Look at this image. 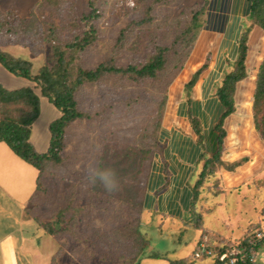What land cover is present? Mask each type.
Returning <instances> with one entry per match:
<instances>
[{
	"label": "trees",
	"instance_id": "16d2710c",
	"mask_svg": "<svg viewBox=\"0 0 264 264\" xmlns=\"http://www.w3.org/2000/svg\"><path fill=\"white\" fill-rule=\"evenodd\" d=\"M119 1L84 0L80 9L75 0H39L28 17L0 9V43L10 40L16 49H21L35 42L37 51L46 56L45 61L36 66L30 60L13 57L0 50V67L35 86L33 89L27 87L13 91L0 86V143L37 171L36 190L30 203L42 191L41 179L44 175L59 176L61 182L64 181V157L71 131L91 126L97 117H101L100 113L93 114L81 109V106L97 94L96 89H114L112 100L101 110L106 114L104 120L107 124L102 126L104 131H101L99 147L98 141L91 139L94 141V158L90 162L94 167L115 169L121 181V190L108 193L99 183L90 184L88 175L75 176L67 183V203L52 216L44 219L42 215H32L34 209L27 210L47 236L60 238L61 245L51 258L52 264H57L67 250L68 239L73 241L77 257L108 263L112 244L107 239H101L97 227L102 223L100 208L107 204H122L130 208L137 219L135 231L139 232L149 170L154 157L163 151L159 135L167 89L182 68L204 25L206 3H195L169 20L167 33L173 37L166 44H160L158 37L163 35L162 28L152 13L170 0H151L150 4L143 5L144 9H139L138 4L131 12L141 10L142 18L132 20L114 34L107 35L108 41H114L113 48L108 51L110 55L87 64V54L96 53L99 49L97 45L104 36L101 31L108 28L104 24ZM254 27L264 31V0L250 1L245 27L237 42V57L234 62L227 63L222 79L211 94L219 102L222 114L213 126L217 135L216 149L210 157L205 154L202 127L190 110L192 89L207 65L196 71L183 86V100L188 106L187 120L195 136V144L201 151L198 165L203 163L198 180L192 187L193 195L206 177L218 171L216 169L232 171L242 164V161H222L226 136L223 126L224 121L235 112V87L246 77L247 41ZM143 87L144 90L140 91ZM129 89L132 92L122 93ZM40 98L46 99L59 112V118L48 127L49 144L43 154L36 153L30 143L31 128L40 113ZM252 119L257 136L264 142V58L256 79ZM196 227L200 229V236L191 256L170 264H189L204 258L212 259L213 264H223L218 258L233 248L242 249L245 254L244 260L237 264H253L254 253L264 244L263 241L254 248L248 246L255 234L253 232L237 242H230L204 231L200 225ZM63 236L67 237V243ZM201 245L212 258L204 254L195 257ZM119 260L123 264L137 262L136 258L128 261L120 257Z\"/></svg>",
	"mask_w": 264,
	"mask_h": 264
},
{
	"label": "crops",
	"instance_id": "0c3cea01",
	"mask_svg": "<svg viewBox=\"0 0 264 264\" xmlns=\"http://www.w3.org/2000/svg\"><path fill=\"white\" fill-rule=\"evenodd\" d=\"M250 1H198L206 3L204 25L182 68L168 86L159 135L163 151L153 159L142 205L138 238L143 242L142 247L153 242L161 249H153L146 255L142 249L136 250L132 256L137 259L136 264H170L191 256L195 249L200 232L185 240L180 236L194 224L192 187L203 163L198 165L201 151L195 144V136L187 120L188 106L183 100V86L196 71L207 65L192 89L190 110L203 128L205 154L210 157L216 148L212 129L222 114L219 102L211 94L222 79L227 63L234 62L237 57V42L245 27ZM263 58L264 31L254 27L247 41L246 77L235 87V112L223 126L226 132L223 161L244 160L241 167L228 175V186L224 189L236 193L244 187L254 189L258 194L262 192L254 198L256 204L252 205L255 222L244 224V234L250 224L260 226L256 232H264V214L259 198L264 201V142L253 128L251 115L257 74ZM36 179L37 171L0 143V264H52L51 258L61 245L59 237L47 236L27 213L31 207L26 206L30 205L36 190ZM230 203L238 206L236 201L215 202L214 209L205 215L209 221L208 224L203 223V230L235 242L244 234L237 240L233 239V229H240L235 224L240 213L227 209ZM184 215L187 219L182 221ZM101 224H97L99 236L105 239L102 237L105 236V225ZM206 224L209 228L205 227ZM85 260L76 256L75 245L68 239L67 250L57 264H108ZM252 263L264 264V244L254 253ZM189 264H213V261L204 258Z\"/></svg>",
	"mask_w": 264,
	"mask_h": 264
},
{
	"label": "rangeland",
	"instance_id": "374dc122",
	"mask_svg": "<svg viewBox=\"0 0 264 264\" xmlns=\"http://www.w3.org/2000/svg\"><path fill=\"white\" fill-rule=\"evenodd\" d=\"M38 1L39 0H1L0 9L1 11H9V10L13 11L16 14H18V16L20 17H28L31 8ZM75 1L77 2L78 7L81 9L82 5L84 4V0H75ZM150 1L151 0H120L117 3L114 10L111 9L108 17V21L105 22L104 24L108 28L101 31V35L104 34V36H102V38L99 41V44L97 45L99 49L96 50V53L94 51V52H89L87 54V58H86V61H88L87 64H92L96 62L94 60L107 58L110 55V52L108 51L113 48L112 46L114 43V41H108L107 35L114 34V31L124 27L127 23H129L132 20H137V18L139 20L140 18H142L141 10H136L134 12H131V10L138 4H140L141 7L139 9L142 8L144 9L143 5L150 4ZM198 1L199 0H170L165 4V6L157 7L159 8V10L155 9V11L152 14L156 17V20L161 25L162 28L161 31L163 33L162 36L158 37L160 44H166L173 37L172 34L167 33L169 30L167 28V26H169L170 23L169 20L172 19L177 14L184 11L185 9L191 7L195 3H198ZM35 44H36L35 42H31L28 44V47L16 49L13 41L4 40L2 41V43H0V50L12 55L13 57H18L24 60H30L34 62L36 66H40L45 61L46 56L45 53H43L42 51L40 50L37 51ZM0 86H2L4 89L8 91H13L27 87L33 89L35 87L32 82L9 74L2 67H0ZM139 90L140 91L144 90V87L140 88ZM113 91H114L113 88L96 89L97 94H94L93 98L87 99L84 102L83 106H81V109L87 110L93 114L100 113L101 117L100 118L97 117V120H94L93 125L91 126L79 127L71 131L67 142L68 146L65 151L66 156L64 157L63 168L66 171V176L64 177V181L61 182L59 176L51 177L44 175L42 177L41 179L42 191L33 198V201L30 203V205L26 206L27 208L31 207L30 210L34 209L32 215L39 214L40 216L42 215L44 219L52 216L55 212H57L61 208V206L67 203L69 197V190L67 183L71 182V179L73 180L75 176L82 177L88 175L89 168L94 167V165H92V162H90V159L94 158L92 145L95 140H97L98 143L101 140V136H100L101 131H104L102 126L103 125L105 126L107 124L106 121L104 120L106 118L105 117L106 114L102 113L101 110L103 107L106 108V105L110 102V100H112L111 93ZM127 92H132V89L125 90L122 93L125 94ZM35 93L38 95V91H35ZM39 101H40V113H39V117L34 122L31 128L30 138L33 147L36 149V152L38 151L39 154H43L47 151L48 143H49L48 126L50 123H52L53 121L59 118V112L46 99L40 98ZM101 122L103 123L100 126ZM252 123H253V119H252ZM212 133L215 137V145H216L217 135L213 131V129H212ZM92 138H94L93 142L91 141ZM98 143L97 145L99 147L100 143L99 144ZM224 151H225V146L221 154V159L223 157ZM74 157H76V159ZM238 161H242V164H240V166L236 167L232 171H228L223 168L216 169L218 171H215L213 175L206 177L201 188L198 189V192L193 195L191 209L194 215V219H193L194 224L192 227H190L189 231L183 232L181 236L179 235L180 237L184 238L183 240H185V238L187 239L188 237L191 238L193 234H197L196 232L200 231V229L197 228L196 226L200 225V227L203 228V223L208 224L209 218L205 217V215H207L210 210L214 209L213 204L217 201L221 202L222 200L223 201L226 200V201L237 202L238 206L230 203L229 207L227 208L232 211L237 210L240 213V216L238 217L237 222L235 224H237L241 230L233 229L234 240H237L241 234L242 235L244 234L245 223L255 222V212H254V207L252 205L253 203L256 204L254 198L258 195H261L262 192H259L258 194L257 192H255L254 189H249L244 187L239 191H237L236 193L224 189V186H228V178H227L228 175L230 173H233L237 168L241 167L244 164V160H238ZM201 168L197 172L195 182L198 180V176L201 172ZM259 198L261 199L260 205L262 206L263 209L262 213L264 214V201L262 200L261 197ZM100 209L102 210L101 225H105L104 227L105 236L102 237L109 240V242L112 244L107 260L108 264L120 263L122 261L119 260L120 257L128 261L132 260L134 259L132 258L133 254L138 249H142L143 255L148 254L153 249L157 251L161 249L159 244L153 242H149V245H145L142 247L143 242L140 240V238H138L139 235L135 231L136 229L135 224L137 222V219H135V217L132 215L131 209L128 208L126 205L110 203ZM182 219H183L182 221H184L185 219H187V216L184 215ZM207 224L205 227L209 228ZM256 228H260V226L256 224L248 225L245 234L241 236L244 237L245 235L251 234L252 232L255 233L257 230ZM178 238L179 237L177 235V239ZM62 239L65 240V242L67 243L66 236H63ZM174 241L176 242L178 240H174ZM229 241L232 242V240ZM181 247L184 246L181 245ZM121 264L123 263L121 262ZM124 264H126V262H124Z\"/></svg>",
	"mask_w": 264,
	"mask_h": 264
},
{
	"label": "clouds",
	"instance_id": "9594fccd",
	"mask_svg": "<svg viewBox=\"0 0 264 264\" xmlns=\"http://www.w3.org/2000/svg\"><path fill=\"white\" fill-rule=\"evenodd\" d=\"M88 181L92 185L99 183L108 193L121 190V181L115 171L110 167H90Z\"/></svg>",
	"mask_w": 264,
	"mask_h": 264
},
{
	"label": "built area",
	"instance_id": "2783aa9c",
	"mask_svg": "<svg viewBox=\"0 0 264 264\" xmlns=\"http://www.w3.org/2000/svg\"><path fill=\"white\" fill-rule=\"evenodd\" d=\"M264 241V232H255L254 236L248 243L250 248H254L257 244ZM201 254H204L207 257H211L212 255L206 251L203 245L200 246L199 252L195 254V257L198 258ZM245 258V254L242 249H235L233 248L226 254L221 255L218 258V261L223 264H237L238 261H242ZM253 258V257H252Z\"/></svg>",
	"mask_w": 264,
	"mask_h": 264
}]
</instances>
